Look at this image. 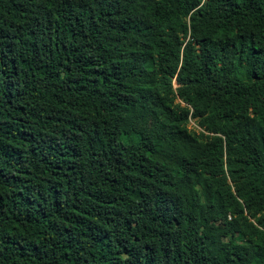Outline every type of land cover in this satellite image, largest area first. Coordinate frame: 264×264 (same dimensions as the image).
Masks as SVG:
<instances>
[{
	"label": "trees",
	"instance_id": "trees-1",
	"mask_svg": "<svg viewBox=\"0 0 264 264\" xmlns=\"http://www.w3.org/2000/svg\"><path fill=\"white\" fill-rule=\"evenodd\" d=\"M0 264H264V0H0Z\"/></svg>",
	"mask_w": 264,
	"mask_h": 264
},
{
	"label": "rangeland",
	"instance_id": "rangeland-1",
	"mask_svg": "<svg viewBox=\"0 0 264 264\" xmlns=\"http://www.w3.org/2000/svg\"><path fill=\"white\" fill-rule=\"evenodd\" d=\"M191 127H195V123L193 121L191 123Z\"/></svg>",
	"mask_w": 264,
	"mask_h": 264
}]
</instances>
